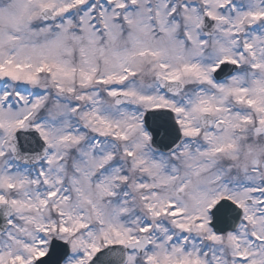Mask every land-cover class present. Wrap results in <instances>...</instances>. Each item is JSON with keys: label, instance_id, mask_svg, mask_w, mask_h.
I'll use <instances>...</instances> for the list:
<instances>
[{"label": "snow or ice", "instance_id": "obj_1", "mask_svg": "<svg viewBox=\"0 0 264 264\" xmlns=\"http://www.w3.org/2000/svg\"><path fill=\"white\" fill-rule=\"evenodd\" d=\"M0 264H264V0H0Z\"/></svg>", "mask_w": 264, "mask_h": 264}]
</instances>
